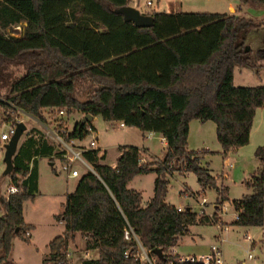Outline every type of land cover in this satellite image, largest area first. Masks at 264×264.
<instances>
[{
  "label": "trees",
  "instance_id": "16d2710c",
  "mask_svg": "<svg viewBox=\"0 0 264 264\" xmlns=\"http://www.w3.org/2000/svg\"><path fill=\"white\" fill-rule=\"evenodd\" d=\"M240 2L264 8V0ZM128 5L130 0H0V110L9 111L7 120L15 118L10 111L21 109L44 124L54 121L66 138H82L95 129L92 119H81L72 129L67 125L68 116L80 111L159 132L168 143L164 155L153 160H144L137 145H120L115 165L103 162L101 149L84 152L98 174H82L63 211L55 214L65 222V230L49 242V257L57 264L66 262L76 232L86 236V250L97 251L81 264H140L139 242L157 256V264H170L177 254L169 248L190 225L221 219L216 212L200 215L168 202L169 175L193 171L202 187L217 189L218 204L229 198L228 186L218 183L205 160L213 151L189 147L190 122L213 120L227 155L249 143L256 110L264 103V85L234 83L236 65L264 68V47H247L250 31L264 20L226 12L153 11V24L138 26L121 10ZM23 23L20 34L6 33ZM16 65L24 67L22 74H16ZM81 79L96 85L87 99L76 95ZM23 135L8 175L9 185L19 190L2 196L0 264H18L8 259L14 238L30 242L33 225L25 219L24 203L35 200L39 190V157L62 154L37 126ZM255 155L260 165L245 180L254 191L234 200L233 224L264 225V144ZM149 172L156 173L154 194L143 205L142 192L128 182Z\"/></svg>",
  "mask_w": 264,
  "mask_h": 264
},
{
  "label": "rangeland",
  "instance_id": "374dc122",
  "mask_svg": "<svg viewBox=\"0 0 264 264\" xmlns=\"http://www.w3.org/2000/svg\"><path fill=\"white\" fill-rule=\"evenodd\" d=\"M147 2L148 0H130V5L135 6L143 13L146 12V14H151L153 11L218 12L227 9V0H209L206 2L204 1V3H202V0H151V4H148ZM178 4H182V7L178 8ZM249 6H258L259 8L261 5L251 3ZM256 18L264 20V16ZM21 30L22 28L20 26L14 25L13 27L7 28L6 33L18 35ZM250 40H252L253 46L257 49L259 45L264 42V27L258 29L256 27L253 28L251 30ZM13 68L18 75L22 74L24 71V67L22 65H16V67ZM259 72L256 73L258 74ZM95 86L96 85L91 81L81 79L76 89V95L81 99H87L93 93ZM6 91L7 88L4 89V92ZM10 112L15 116L22 117L24 122L27 123V129L25 131L29 130L33 126H42L41 122L37 118H32L29 115H25L23 112L20 113L18 109ZM7 114H9V111L5 112L3 109L0 110V122L6 118ZM259 117L260 116L258 115L255 125L258 122ZM117 121L118 120H105L101 115H97L94 119L97 134L99 136V144L105 147L100 149L107 150V156L103 158V162L115 165L116 157L120 153L119 146L124 143L138 145L144 144L146 146L149 145L151 152L160 156L164 155L166 148L163 146L159 136L147 138L144 136V132L138 127L129 125L124 127ZM50 124L54 125V121H50ZM73 124L74 118L71 119L70 128H72ZM7 129L8 127L6 124H1L0 134L2 131ZM201 132L203 131L200 130V128L192 130V134L196 140L192 142L191 145L189 144L190 148L193 149V146H198L200 144ZM261 133L263 136L261 139L264 141V116ZM146 135H148V133H146ZM207 137L210 139L214 138L215 144H211L210 147L212 148L209 150L214 151L212 153H208L205 160L208 161L210 171L217 177L218 183L220 185L224 184L229 188L227 194L230 198L225 199L222 203L228 208L227 213H225L223 218L225 220L227 219L226 221L228 222L227 224L229 228L226 231L224 230L222 233V236L224 237L222 247L226 262L227 264H240L238 262L246 259L247 264H264V225L244 226L231 223L236 216L232 199L241 197L243 193L251 191L247 190L249 187L243 182V178L250 176V174L253 173L260 164L258 157L255 155V150L258 145L255 142L256 137H253L249 143L243 146L231 148L228 151L227 156L222 153V145L217 136H215L214 132H210V130H208ZM91 138L92 133H89L85 142H89ZM191 140L193 141V139ZM55 144L57 149H61V146L58 145V143L55 142ZM143 158L144 160H153L156 157L151 159V156L143 154ZM38 162L41 166L43 189L38 192V198L35 201H25L24 215L26 217V221L33 225L31 229L32 239L33 242L37 244L39 249L34 247V245H28V242L26 241L14 238L13 248L8 256V259L18 264H57L50 259L49 254H45V248L49 249L50 240L56 235L61 234L63 229H65V225L60 223L54 215L55 213H60L58 211L62 205V198L60 195L52 193L51 190L49 191V189H52L51 180L55 178L54 175L57 173L54 172V166L51 165L47 156L39 157ZM5 166L4 156H1L0 214L5 211V204L2 201V196H7V188L10 183V177L4 174ZM55 167L61 170L62 164L57 161ZM75 167L79 168L82 174L87 171V168L81 162H76ZM66 172L67 171L62 168L59 173L61 175L60 178H64L66 176ZM226 172L227 174L225 175ZM78 177L73 178L72 180L77 179ZM60 178L58 182L61 184L62 182L60 181ZM154 178L155 173L153 172L137 174L128 182V187L141 191L144 195V199L147 200L154 193ZM186 187L189 188V190H186ZM192 190L196 193L200 192V198L204 195L208 201L209 209L213 210L214 202L217 200V189L215 187L207 186L205 189H202V186L197 179V175L193 171H189L185 175L180 171H176L174 174L169 175V200L177 205H187L188 202L192 203L193 210L199 212L201 208L196 196L192 194ZM191 228L195 238H192L190 235L184 236V239L178 245V251L181 254H207L210 252L212 244L220 241L219 222L194 224ZM28 234L30 235V231ZM74 239L75 240H72L71 245L69 244L67 247L66 262L61 264H81V261L83 260L82 252L84 251V247L81 246L79 240L76 238ZM249 247H252L253 252L258 255L257 259H250L247 257V250ZM147 263V261H143L140 264Z\"/></svg>",
  "mask_w": 264,
  "mask_h": 264
},
{
  "label": "crops",
  "instance_id": "0c3cea01",
  "mask_svg": "<svg viewBox=\"0 0 264 264\" xmlns=\"http://www.w3.org/2000/svg\"><path fill=\"white\" fill-rule=\"evenodd\" d=\"M204 1L206 2V1H209V0H202V3H204ZM179 5V7L178 8H181L182 7V4H178ZM249 5H251V4H249V3H242V2H240V0H227V3H226V6H227V9H224V11H218V12H226V13H238V14H247V15H254V16H256V17H263L264 16V8L263 7H259L258 8V6H249ZM254 8H256V9H254ZM234 10V11H233ZM142 12V11H141ZM216 12V11H215ZM254 12V13H253ZM146 13V12H145ZM24 24L25 23H23V24H21V26L20 25H17V26H20L21 28H23V26H24ZM262 27H264V25H261V26H258V27H256L257 29L258 28H262ZM251 39V31H250V33H249V35H248V39H247V41H248V45H247V47H248V49H256L254 46H253V43H252V40H250ZM260 47H264V42L263 43H261V45H259V47L258 48H260ZM234 83H235V85H250V86H255V85H264V68L263 69H261L260 70V72L257 74L252 68H250V67H247V66H240V65H236V67H235V71H234ZM264 103L262 104V105H260L258 108H257V110H256V115H255V118H254V122H253V125H252V129H251V133H250V141H251V139L253 138V137H256L255 138V142H256V144H258L257 145V147L259 146V145H263L264 144V141H262V139L261 138H263V136H262V133H261V128H262V126H263V116H264ZM23 111V110H22ZM25 112V111H24ZM25 113H27V112H25ZM27 115H30V114H27ZM260 116L259 117V120H258V122L256 123V125H255V121H256V119H257V116ZM31 116V115H30ZM84 116H85V114L84 113H82V112H73L72 114H70L69 116H68V118H67V125H68V128L69 129H72L74 126H75V124H76V122L77 121H79V120H81V119H83L84 118ZM32 117V116H31ZM97 117V115L96 116H93V118H92V124H93V126L95 127V129H93L95 132H96V134H97V130H96V126H95V123H94V119ZM33 118V117H32ZM72 118H74V124H73V126H72V128H70V123H71V119ZM213 120H208V121H201V120H198V119H193L192 121H191V123H190V132H189V144L191 145V143L192 142H194L195 140H196V138L193 136V134H192V130L193 129H197V128H200V130H202L203 132H201V137H200V144L198 145V146H193V149H201V148H207V149H211L212 147H210L211 146V144H215V140H214V138L213 139H210L209 137H207V131L208 130H210V132H214L215 133V136H217V126H216V123L213 121ZM120 125H122L121 123H124L123 121H120V120H118L117 121ZM27 124V123H26ZM122 126H126V124L124 123ZM39 128H41L42 129V126H38ZM146 133H148V135H146ZM146 133H144V136L145 137H154V136H159L160 137V140L162 141V143H163V146H165V148H167V145H168V143H167V140L165 139V137L161 134V133H159V132H156V131H148V132H146ZM97 136H98V134H97ZM98 138H99V136H98ZM191 139H193V141L191 140ZM216 139V138H215ZM124 144H132V143H124ZM121 145H123V144H121ZM134 145H137V146H139V147H141L143 150H144V155H146V156H151V159L153 158V157H159V158H161L162 156H160V155H157L156 153H153V152H151V150H150V146L149 145H138V144H134ZM99 147L100 148H105L104 146H102L101 144H99ZM218 148V147H217ZM223 149V148H222ZM102 150V149H101ZM216 150H218V149H216ZM214 151V150H213ZM103 153H105V156H107V150L105 149V150H103ZM239 153V152H238ZM120 154V153H119ZM228 155V154H227ZM227 155H225V156H227ZM119 156V155H118ZM117 156V157H118ZM48 157V159H49V161H50V163H51V165L52 166H54L53 167V170H54V172H56L57 174H55L54 175V177L55 178H53L51 181V188L52 189H49V191L51 190V192L52 193H54L55 195H60L61 196V198H62V205L60 206L61 208L59 209V211L58 212H62L63 211V203L66 201V196H67V194L68 193H70V192H72V191H74L75 190V188L77 187V184H78V182H79V179H80V176L78 177V176H72L68 171L66 172V176L64 177V178H60L61 177V175L59 174L61 171H60V169L59 168H57V167H55V165H56V162L57 161H59L61 164H62V161H63V159H62V157L61 156H54V158H53V160H51L50 159V157L49 156H47ZM117 157H116V160H117ZM259 162H260V160H259ZM230 163H232V162H230ZM260 165V164H259ZM38 168H39V190H38V192L39 191H41L42 189H43V180H42V172H41V166H40V164H39V162H38ZM258 168V167H257ZM86 172V171H85ZM189 171H186V172H181L182 174H187ZM153 173H155V172H153ZM84 174V173H83ZM227 174V172L225 173V175ZM252 174V173H251ZM250 174V175H251ZM76 177H78L77 179H74V180H72L73 178H76ZM250 176H248V177H244L243 178V182L245 183V180L247 179V178H249ZM59 178H60V181L62 182L61 184L58 182L59 181ZM155 178H156V173H155ZM155 178H154V183H155ZM63 179V180H62ZM198 179V178H197ZM63 182H64V184H63ZM56 183H58V184H56ZM201 185V184H200ZM9 186V185H8ZM202 186V185H201ZM206 188V187H205ZM204 187H202V189H205ZM247 190H251V191H248V192H246V193H243L242 194V196L243 195H245V194H249V193H252L254 190H253V188H247ZM38 192H37V195H38ZM192 194L194 195V196H196V199L198 200V202H199V205H200V208H201V206L202 205H204L205 206V209H206V211L210 214V213H218V215H219V217H220V223H219V230H220V236H222V233H223V231L225 230H228V228H229V226H228V222L223 218L224 217V215H225V213H227V210H228V208H227V206H225L224 204H218L217 203V200L214 202V206H213V210H211V209H209V205H208V201L206 200V197L203 195L201 198L199 197L200 196V192H198V193H196L194 190H192ZM143 194V193H142ZM154 194V193H153ZM36 195V198H35V200L38 198V196ZM153 195H151L150 197H149V199H147V200H145L144 199V195H143V205H146L147 203H148V201L151 199V197H152ZM241 196V197H242ZM228 197H229V195H228ZM241 197H238V198H233L232 199V201H233V204H234V207H235V212H236V206H235V202H234V200H238V199H240ZM217 198H218V192H217ZM230 198V197H229ZM34 200V201H35ZM166 200L168 201V202H171V203H173L172 201H170L169 200V198H168V194H167V196H166ZM203 201H204V203L205 204H203ZM173 204H175L178 208H182V209H185V208H191V209H193V207H192V203H187V205L185 204H181V205H177L176 203H173ZM218 205H219V207H218ZM221 206L222 207H224V208H221ZM212 211V212H211ZM4 212H2L1 214H0V216L3 214ZM56 214V213H55ZM54 214V215H55ZM25 219H26V217H25ZM235 220V218L231 221V223H233V221ZM60 223H62V224H64L65 225V222L64 221H59ZM194 224H201V223H199V222H197V223H194ZM194 224H192V225H190L189 226V231L187 232V233H185V234H183V235H181L180 236V238H179V240H178V243L176 244V245H174V246H172V252L173 253H175V254H178V255H184V254H181L179 251H178V245L180 244V242L184 239V236H188V235H190L192 238H195L194 237V233H193V231H192V226L194 225ZM227 227V228H226ZM65 229H63V231H64ZM223 237V236H222ZM74 238H76L77 240H79V242L81 243V246L82 247H84V251L82 252V257L83 258H87V257H94V256H96L97 255V251L96 250H86L85 249V241H86V236L85 235H83L81 232H76V234L74 235ZM74 238H72V239H70V242H69V244L71 245V242H72V240H75ZM224 238V237H223ZM83 239H85V240H83ZM52 240V239H51ZM50 240V241H51ZM24 241V240H23ZM28 245H34V247H37V244L35 243V242H33V239H32V230H30V242H28L27 243ZM69 246V245H68ZM37 249H39L38 247H37ZM50 253V250L49 249H47V248H45V254H49ZM191 254V253H190ZM192 254H195V253H192ZM185 255H187V254H185ZM68 256H69V254H68ZM257 257H258V255H257ZM257 257H256V259H257ZM243 261H245V263L247 264V261H246V259L245 260H243ZM239 263V262H238ZM236 264V263H235Z\"/></svg>",
  "mask_w": 264,
  "mask_h": 264
},
{
  "label": "built area",
  "instance_id": "2783aa9c",
  "mask_svg": "<svg viewBox=\"0 0 264 264\" xmlns=\"http://www.w3.org/2000/svg\"><path fill=\"white\" fill-rule=\"evenodd\" d=\"M148 4H151V0H148ZM19 112L24 111L21 109H18ZM60 113H65L64 109L60 110ZM30 116V115H29ZM23 120L22 117L15 116L14 119L7 120L6 118L0 122L1 124H6L8 129L5 131H2L0 134V157L5 155L6 150V143L12 136V134L15 132L16 125L18 121ZM42 130L45 132V134L53 141L58 143V145L61 146L62 154L61 156L64 158L62 161V168L66 171H68L72 176H82V173L80 172V169L75 167L76 162H81L85 165L87 168L86 172H94L98 174L97 170L95 169L94 165H92L85 157L84 152L90 149H100L99 147V138L94 130L91 131L92 138L89 140V142H85L86 137H72V138H66V136L61 133L56 126L53 125H47L42 123ZM122 125L124 123H121ZM101 153H103V150H101ZM61 168V170H62ZM60 170V171H61ZM19 190V187L16 184H10L7 188V195L17 192ZM203 204L204 201H203ZM219 207V205H218ZM221 208H224L221 206ZM179 210H182V208H179ZM199 214H209L205 206L202 205L201 209L199 211ZM213 213H210L209 215H212ZM235 218H238V213L236 212ZM220 223V222H219ZM227 228V227H226ZM133 232V230L131 229ZM130 231L126 230L125 234L126 237H130ZM137 237V236H136ZM224 238L220 236V241L217 243L212 244L211 250L207 254H187V255H178L175 256L171 261L170 264H227L226 258L224 255V250L222 247V242ZM140 244V252H139V259L141 262L147 261L149 264H157V256H153L150 254V251L144 247L141 242ZM248 255L247 257L252 259H256L257 254L253 252L252 247L248 248ZM169 254L174 255L175 253L172 252V247L169 248ZM176 255V254H175ZM240 264H246L245 261L239 262Z\"/></svg>",
  "mask_w": 264,
  "mask_h": 264
},
{
  "label": "water",
  "instance_id": "95a60500",
  "mask_svg": "<svg viewBox=\"0 0 264 264\" xmlns=\"http://www.w3.org/2000/svg\"><path fill=\"white\" fill-rule=\"evenodd\" d=\"M121 10L125 13V16L128 20L134 21V23L138 26H150L153 24V16L151 14L141 12L135 6L128 5L122 8ZM92 118V114H86L83 120L86 121L87 119ZM26 129L27 124L24 122V120L18 121L15 132L12 134V136L6 143V150L4 155V162L6 165L4 169L5 175H9L13 170V157L18 149L19 143ZM153 252L157 254L160 258H164V253L162 249L155 248L153 249Z\"/></svg>",
  "mask_w": 264,
  "mask_h": 264
}]
</instances>
